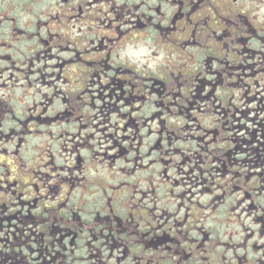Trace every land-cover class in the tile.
Returning a JSON list of instances; mask_svg holds the SVG:
<instances>
[{"label": "flooded vegetation", "instance_id": "obj_1", "mask_svg": "<svg viewBox=\"0 0 264 264\" xmlns=\"http://www.w3.org/2000/svg\"><path fill=\"white\" fill-rule=\"evenodd\" d=\"M0 264H264V0H0Z\"/></svg>", "mask_w": 264, "mask_h": 264}]
</instances>
